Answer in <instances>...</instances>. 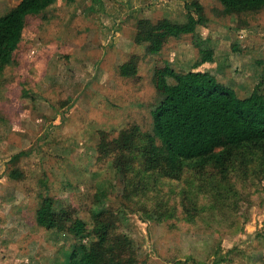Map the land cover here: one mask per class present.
<instances>
[{
    "label": "rangeland",
    "instance_id": "1",
    "mask_svg": "<svg viewBox=\"0 0 264 264\" xmlns=\"http://www.w3.org/2000/svg\"><path fill=\"white\" fill-rule=\"evenodd\" d=\"M20 1L0 0V15ZM91 1L58 0L29 17L14 62L0 75V264H66L72 244L93 241L39 227L40 194L72 209L89 230L95 207L115 210L138 264H247L263 249L264 172L244 174L236 164L226 180L213 169L172 180L145 174L136 157L123 177L98 144L101 133L112 140L132 126L151 132L162 98L155 67L167 61L188 72L199 58L192 35L147 54L132 41L133 18L182 23L199 3L207 22L197 34L214 52L200 70L245 98L264 87V10L229 15L218 0H101L105 12L97 14ZM133 56L138 77L130 80L119 67ZM20 152L15 167L9 162ZM16 168L21 180L9 177Z\"/></svg>",
    "mask_w": 264,
    "mask_h": 264
},
{
    "label": "trees",
    "instance_id": "2",
    "mask_svg": "<svg viewBox=\"0 0 264 264\" xmlns=\"http://www.w3.org/2000/svg\"><path fill=\"white\" fill-rule=\"evenodd\" d=\"M218 1L229 15L264 10V0ZM57 2L21 0L0 15V75L14 62L29 17L45 13ZM91 3L89 12H105L101 0ZM187 10L186 21L182 23L167 18L156 22L147 17L133 18L132 41L145 46L147 54L157 56L170 40L192 35L199 58L188 72H177L167 61L155 67L153 84L162 98L151 112V132L143 133L138 126H132L112 140L100 132L103 138L98 149L103 158L114 157L113 164L123 177L132 169L136 157L145 174L172 180H179L187 170L196 176L209 169L226 180L236 164L244 174L249 171L254 174L257 168L264 172V87H256L248 97L240 98L214 75L200 70L214 60L210 40L197 34L198 28L206 25L207 18L197 2ZM119 75L136 79L138 57L123 63ZM24 155L25 152L14 155L9 163L16 167ZM9 177L21 180L23 174L16 168ZM39 199L36 210L39 227L74 239L85 236L93 239L88 246L72 244L66 264H138V248L129 236L118 232L120 217L115 210L95 207L91 212L93 228L89 230L87 223L75 216L72 209L53 197L40 194ZM258 238L263 249L248 257L247 264L264 261V234ZM225 262L221 259L213 264Z\"/></svg>",
    "mask_w": 264,
    "mask_h": 264
},
{
    "label": "crops",
    "instance_id": "3",
    "mask_svg": "<svg viewBox=\"0 0 264 264\" xmlns=\"http://www.w3.org/2000/svg\"><path fill=\"white\" fill-rule=\"evenodd\" d=\"M19 3H20V2H19ZM19 3H18V4H19Z\"/></svg>",
    "mask_w": 264,
    "mask_h": 264
}]
</instances>
